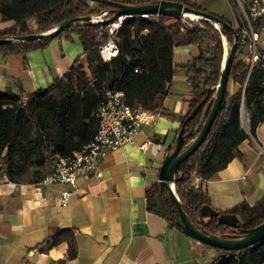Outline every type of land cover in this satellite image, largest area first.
Masks as SVG:
<instances>
[{
	"label": "trees",
	"instance_id": "16d2710c",
	"mask_svg": "<svg viewBox=\"0 0 264 264\" xmlns=\"http://www.w3.org/2000/svg\"><path fill=\"white\" fill-rule=\"evenodd\" d=\"M109 1L130 6L158 2ZM163 1L181 3L193 13L210 15L218 22L198 19L187 24L188 19L160 15L129 18L115 35L118 55L106 63L102 61L98 47L109 39L108 24L94 23L93 19L104 12L107 13L104 21L112 18L111 6L99 0H0V18L13 23L12 27L0 31V39L8 41L0 46V56L26 55L46 48L54 40H70L73 35L78 37L82 48V56L48 87L29 95L0 92V154L10 182L38 184L47 174L46 152L49 151L53 158L67 156L93 140L97 128L95 111L106 89L122 92L124 101L132 108L157 111L170 92L175 72L173 49L210 45L206 55L201 54L183 67L192 92L188 112L181 119L183 148L186 149L197 137L214 102V87L219 83L224 58L222 38L227 42V52L237 38L226 94L216 119L199 149L176 169L173 185L182 211L198 231L220 239L239 238L244 231L264 222V200L253 207L241 204L218 213V216L225 214L239 218L238 227L232 230L219 224L217 216L204 219L203 215L211 209L202 186L239 156L240 144L250 136L254 137L258 125L264 121V59L249 70L247 51L245 47H239L240 33L229 20L194 3ZM28 20L35 21L34 31L28 28ZM70 21L72 23L55 37L19 40L47 34ZM213 25H217V29ZM251 25L256 30L264 25V20L257 19ZM231 83L237 85L233 94L228 93ZM242 104L248 113L247 130L241 123ZM25 177L27 181L22 180ZM195 179H199L202 186L195 188ZM146 207L148 212L181 231L176 226L177 205L170 200L167 187L158 183L149 187ZM62 243L67 244L66 260H73L77 247L71 229L54 230L42 250L48 251ZM214 250L217 257L211 264H264V240L238 252Z\"/></svg>",
	"mask_w": 264,
	"mask_h": 264
},
{
	"label": "crops",
	"instance_id": "0c3cea01",
	"mask_svg": "<svg viewBox=\"0 0 264 264\" xmlns=\"http://www.w3.org/2000/svg\"><path fill=\"white\" fill-rule=\"evenodd\" d=\"M201 6L233 23L228 0H181ZM13 26L0 18V31ZM234 29H238L233 26ZM207 46V47H206ZM210 45L173 49L175 72L169 95L151 126L144 127L133 145L110 152L101 163V177H79L76 195L67 206L59 203L64 185L0 183V264H211L214 249L189 237L150 212L146 191L158 181L159 169L174 148L181 119L192 99L183 67ZM82 56L77 36L60 38L26 55L0 56V92L29 95L61 78ZM237 85L229 84L233 94ZM248 113L246 125L248 129ZM242 123V122H241ZM243 124V123H242ZM264 142V121L253 137ZM147 144L146 151L140 149ZM235 157L202 186L212 212L225 213L264 200V157L251 137ZM238 221L239 218L237 217ZM57 229H71L77 255L67 261V244L43 251L47 237Z\"/></svg>",
	"mask_w": 264,
	"mask_h": 264
},
{
	"label": "built area",
	"instance_id": "2783aa9c",
	"mask_svg": "<svg viewBox=\"0 0 264 264\" xmlns=\"http://www.w3.org/2000/svg\"><path fill=\"white\" fill-rule=\"evenodd\" d=\"M161 1V0H158ZM106 12L93 19L94 23H102ZM145 18V16H143ZM188 20H198L185 18ZM257 19L264 20V0H249L247 9L242 8L240 17L241 27L239 47L247 51L246 62L249 70L264 59V25L254 30L251 22ZM127 18H118L107 25L109 39L98 47L103 62H110L118 55V45L115 40L116 32ZM217 29V25H213ZM34 25V30L36 29ZM226 52V51H225ZM138 70H135L137 73ZM217 85L214 87L216 90ZM213 89V88H212ZM158 111H147L141 108H132L124 101L122 92L111 89L104 91V96L95 111L97 119L96 133L93 140L67 156H55L49 172L38 183L39 186L64 185L67 190L60 193L59 203L67 206L76 195V183L79 177H101L99 167L106 156L125 145H133L144 127L151 126L158 117ZM259 156L264 157V142L256 141L250 136ZM146 151L147 144L140 147ZM7 171L0 154V183H9ZM195 188L202 186L199 179L193 183Z\"/></svg>",
	"mask_w": 264,
	"mask_h": 264
},
{
	"label": "water",
	"instance_id": "95a60500",
	"mask_svg": "<svg viewBox=\"0 0 264 264\" xmlns=\"http://www.w3.org/2000/svg\"><path fill=\"white\" fill-rule=\"evenodd\" d=\"M94 1V0H93ZM99 2L111 6V13L113 14L112 18L109 20L103 21L104 24H111L115 22L118 18H132V17H150V16H167L171 18H183L186 15H193L198 17L199 19H208L214 22H218L216 18H213L207 14L193 13L190 9L185 7L181 3L177 2H166V1H158L154 4L143 5V6H130L121 3H115L109 0H99ZM187 18V17H185ZM88 19H81L80 21H87ZM75 22V21H74ZM72 22H66L61 25L59 28L49 31L44 35H35L29 37L20 38V41H33L39 40L46 36L55 37L60 34L64 29H66ZM8 41L4 39H0V46L7 44ZM237 48V38L234 39V43L230 48L229 52H225L224 58L222 61L221 69L222 73L220 76L219 83L215 90L214 102L210 109V112L201 126V129L195 139L187 146L186 149L183 148L184 138L183 131L184 125H182L176 135L174 141L173 151L168 155L160 169L158 174L157 183L161 187H167L170 193V200L177 205L178 209V217L176 219V226L181 229V231L189 238L213 249H219L224 251H242L247 249L262 240H264V222L259 226L246 230L242 233L239 238H228V239H220L214 236H207L205 233L198 231L190 222V220L186 217L184 212L182 211L178 200L174 193V174L176 169L182 164L186 159H188L192 154H194L199 147L204 142L206 136L208 135L216 116L221 107L223 98L226 94L228 78L230 73V67L233 61L234 54ZM198 110V107L193 111V114ZM211 216H217L218 223L224 226L229 227L234 230L238 227V219L235 215H225L221 214L218 216V213L212 212Z\"/></svg>",
	"mask_w": 264,
	"mask_h": 264
},
{
	"label": "rangeland",
	"instance_id": "374dc122",
	"mask_svg": "<svg viewBox=\"0 0 264 264\" xmlns=\"http://www.w3.org/2000/svg\"><path fill=\"white\" fill-rule=\"evenodd\" d=\"M228 2L231 4L232 9L234 11V19H233L232 25L235 26L236 28H240L241 27L240 17H241V13H242V8L247 9L249 0H228ZM192 21H198V20H192ZM190 22H191V20H188L187 24ZM27 25L31 31H34L33 27H34V25H36L34 20H28ZM222 44H223V50H224V54H225V51L228 50V45H227V42L224 38H222ZM223 57H224V55H223ZM240 116H241V122L243 123L242 125H246L247 111H246V107L244 104H242V106H241ZM46 157H47V161H46V167H45L46 170L45 171L48 173L51 166H52V163H53V157L50 156L49 151L46 152ZM22 180L27 181V178L25 177ZM203 217H204V219H207L209 217V215L207 213H205L203 215Z\"/></svg>",
	"mask_w": 264,
	"mask_h": 264
},
{
	"label": "bare ground",
	"instance_id": "6f19581e",
	"mask_svg": "<svg viewBox=\"0 0 264 264\" xmlns=\"http://www.w3.org/2000/svg\"><path fill=\"white\" fill-rule=\"evenodd\" d=\"M185 17L190 18V19H195V18H196V17L193 16V15H186Z\"/></svg>",
	"mask_w": 264,
	"mask_h": 264
}]
</instances>
